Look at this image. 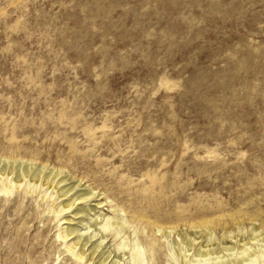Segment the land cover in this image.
Wrapping results in <instances>:
<instances>
[{"label": "rangeland", "instance_id": "1", "mask_svg": "<svg viewBox=\"0 0 264 264\" xmlns=\"http://www.w3.org/2000/svg\"><path fill=\"white\" fill-rule=\"evenodd\" d=\"M263 236L264 0H0V264H264Z\"/></svg>", "mask_w": 264, "mask_h": 264}, {"label": "bare ground", "instance_id": "2", "mask_svg": "<svg viewBox=\"0 0 264 264\" xmlns=\"http://www.w3.org/2000/svg\"><path fill=\"white\" fill-rule=\"evenodd\" d=\"M34 172H36V171H34ZM99 204V203H98ZM101 223V222H100ZM124 225V222H122L121 220H117V221H113L112 220V217H107V219H106V221L102 224V227H114V229H117L116 231H118L117 232V234H119V233H121V229H122V226ZM112 227V228H113ZM73 230V228H72V226L71 225H69L68 224V226H67V231H72ZM112 231V230H111ZM264 237V236H263ZM203 247V246H202ZM201 247V248H202ZM205 247V246H204ZM202 250V249H201ZM211 250V249H210ZM206 251H208V250H206ZM205 251V252H206ZM241 252V254H243V255H246L245 257L243 256L241 259H238V261H239V264H251L252 263V261L250 260L252 257H253V260H256V259H258V256H255V254L254 253H252V252H250L249 251V249L246 247V245H244V247H242V249L240 250ZM200 254V253H199ZM206 254V253H205ZM264 254V249H263V251H262V255ZM218 259H222V257L221 258H218ZM203 260H205V258L203 259ZM208 260V259H207ZM206 260V261H207ZM225 259H223V260H219V262H216V264H231L230 262H228V260L227 261H224ZM142 261H143V251L140 249V247H137V249H135L134 251H132V254H131V262L132 263H134V264H136V263H139V264H141L142 263ZM200 262V261H199ZM202 262V261H201ZM196 264V263H195ZM197 264H199V263H197Z\"/></svg>", "mask_w": 264, "mask_h": 264}]
</instances>
